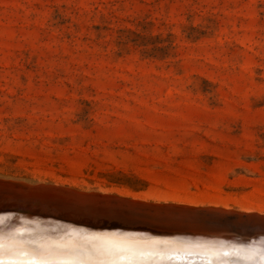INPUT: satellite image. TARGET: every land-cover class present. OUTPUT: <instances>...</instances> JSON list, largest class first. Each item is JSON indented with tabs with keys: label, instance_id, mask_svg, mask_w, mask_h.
<instances>
[{
	"label": "rangeland",
	"instance_id": "rangeland-1",
	"mask_svg": "<svg viewBox=\"0 0 264 264\" xmlns=\"http://www.w3.org/2000/svg\"><path fill=\"white\" fill-rule=\"evenodd\" d=\"M0 179L264 216V0H0Z\"/></svg>",
	"mask_w": 264,
	"mask_h": 264
},
{
	"label": "bare ground",
	"instance_id": "bare-ground-1",
	"mask_svg": "<svg viewBox=\"0 0 264 264\" xmlns=\"http://www.w3.org/2000/svg\"><path fill=\"white\" fill-rule=\"evenodd\" d=\"M0 181V194L18 197L19 201H12L20 203L22 207L7 210L5 208L11 206L10 200H0V264H242L238 258L229 259L231 255L241 256L244 253L248 255L246 259L262 255L264 262V253L258 251L261 245L255 241L251 246L238 245L217 241L220 239L218 235L211 238L210 234L205 233L188 236L157 235L151 231L97 226L92 224L95 217H92L91 223L79 224L80 217L84 215H74L72 218L75 223H72L56 220L53 215L38 214L37 211L27 213L25 204L31 203L28 198L33 195L41 198L40 201L52 196L59 197L57 200H61L63 210L82 207L83 210L96 211L97 208L85 206L60 194L31 190L44 186L23 185L13 180ZM117 207L119 214H133V217L135 214L147 218L179 217L174 212L149 213L134 211L132 207ZM229 211L236 212L231 209ZM237 213L262 216L256 213Z\"/></svg>",
	"mask_w": 264,
	"mask_h": 264
},
{
	"label": "water",
	"instance_id": "water-1",
	"mask_svg": "<svg viewBox=\"0 0 264 264\" xmlns=\"http://www.w3.org/2000/svg\"><path fill=\"white\" fill-rule=\"evenodd\" d=\"M31 190L46 192L48 194H60L63 197L71 198L73 201L79 202L85 206L92 205V207L98 210H83L82 207H74L72 210H63L60 205L61 200H57L59 197L56 198L52 196L49 199L47 198L44 201H40L39 199L41 198L37 195H33L28 198L31 199V203L25 204L27 213L37 211L36 213L38 214L53 215L56 220H64L72 223H75L74 218H72L74 215L79 217L80 215H84L80 217L79 224H86V222L91 223L92 217H95L96 220L94 219L92 224L97 226L113 227L117 230L124 228L130 231H151L152 234L157 235L188 236L194 233H205L210 234L211 238L218 235L217 237L220 239L217 241L238 245L251 246L252 242L255 241L261 245L258 250L260 254H262V252L264 253V216H248L233 211L214 208H193L173 204L142 202L111 194L81 192L67 187L57 188L54 186H44L32 188ZM2 195L3 194H0L1 201L10 200L11 206L5 209L15 210L17 207L19 209L22 208L20 207V203H14V201H12H19L20 199L18 197ZM117 206L132 207L134 211L138 212H174V214L179 217L175 219L147 218L143 215L135 214L134 218L132 216L133 214L131 215L132 217L127 214H119L120 210ZM61 213L63 214L60 215ZM66 213L69 215L67 216ZM254 249L256 248L254 247ZM245 257H248L246 253L241 256L231 255L229 260L238 258L242 264H264L261 259L262 255L255 257V259H246Z\"/></svg>",
	"mask_w": 264,
	"mask_h": 264
}]
</instances>
